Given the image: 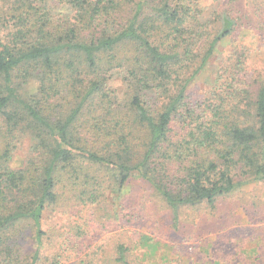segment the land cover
Masks as SVG:
<instances>
[{
	"label": "trees",
	"instance_id": "16d2710c",
	"mask_svg": "<svg viewBox=\"0 0 264 264\" xmlns=\"http://www.w3.org/2000/svg\"><path fill=\"white\" fill-rule=\"evenodd\" d=\"M221 2L0 0V264L80 256L89 239L63 226L49 237L44 213L100 206L132 177L174 222L264 181V71L256 80L235 51L202 96L189 94L238 28ZM125 240L105 238L85 264H132Z\"/></svg>",
	"mask_w": 264,
	"mask_h": 264
},
{
	"label": "rangeland",
	"instance_id": "374dc122",
	"mask_svg": "<svg viewBox=\"0 0 264 264\" xmlns=\"http://www.w3.org/2000/svg\"><path fill=\"white\" fill-rule=\"evenodd\" d=\"M212 2L201 0L205 7ZM220 7L236 19L238 28L222 42L190 87L192 98L203 95L222 60L235 51L247 52V68L254 70L256 80L264 71V0H222ZM113 87L118 92L123 90L120 76H115ZM29 89L33 92L34 86ZM27 146L25 142L19 146L14 167L23 164ZM216 205V210L203 215L182 208L174 222L151 187L143 179L132 177L120 193L109 192L100 206L59 204L55 211L48 209L42 230L57 239L62 226L76 228L81 240L89 239L90 248L78 257L69 256L67 264H85L87 253L92 256L103 245L102 240L118 235L131 248L132 264H264V181L244 184Z\"/></svg>",
	"mask_w": 264,
	"mask_h": 264
}]
</instances>
